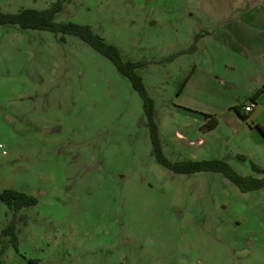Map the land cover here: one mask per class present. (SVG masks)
I'll return each instance as SVG.
<instances>
[{
    "label": "rangeland",
    "instance_id": "obj_1",
    "mask_svg": "<svg viewBox=\"0 0 264 264\" xmlns=\"http://www.w3.org/2000/svg\"><path fill=\"white\" fill-rule=\"evenodd\" d=\"M57 1L0 0V11ZM243 1L71 0L55 21L90 26L124 61L144 63L136 72L169 161L220 159L263 178L252 164L264 169V136L232 124L234 134L225 114L251 101L223 38L242 30ZM208 113L219 125L203 147L180 138L203 136ZM0 146V192L37 199L18 213L0 202L1 264H264V188L160 164L140 95L75 36L0 25ZM13 219L17 242L2 235Z\"/></svg>",
    "mask_w": 264,
    "mask_h": 264
},
{
    "label": "trees",
    "instance_id": "obj_2",
    "mask_svg": "<svg viewBox=\"0 0 264 264\" xmlns=\"http://www.w3.org/2000/svg\"><path fill=\"white\" fill-rule=\"evenodd\" d=\"M71 0H58L50 8L37 11L33 9H25L18 13H4L0 11V25H13L19 26L23 30H39L49 31L52 33H58L63 35H71L79 38L81 41L86 43L88 46L93 48L95 51L107 57L116 67L119 73L124 77L128 78L132 83L135 90L142 99L145 116L147 119L148 127L152 143L156 152L157 160L160 164L165 166L167 169L177 174L191 175L203 172H214L220 173L233 184H235L242 192H252L264 188V177L257 178L253 176H241L239 175L226 161L216 159L210 161H184V162H171L169 161L162 152L158 126L155 119V107L153 100L149 97L147 90L142 82V78L136 72V70L144 65L143 62H130L124 61L120 50L111 44H108L97 35L90 26L79 25L75 23H57L55 21L56 15L63 10L66 3ZM195 48L190 49L194 51ZM176 56L168 58V60H174ZM189 80V76L183 83L181 91L185 87ZM264 93V85L252 95V101L256 103L257 99ZM243 119H248L246 115L240 113L239 107L235 108ZM207 122L204 124L202 129L205 131H211L215 129L219 121L215 116L207 115ZM255 127L264 136V126L256 124ZM252 168L258 174L264 175V169L258 168L255 164H252ZM0 202L6 205L10 210L15 213L20 212L25 208L32 207L37 204V199L29 194L6 189L0 192ZM17 227L16 221L13 219L2 231V235L6 236L9 233L13 234L14 242H17ZM1 264V262H0Z\"/></svg>",
    "mask_w": 264,
    "mask_h": 264
},
{
    "label": "crops",
    "instance_id": "obj_3",
    "mask_svg": "<svg viewBox=\"0 0 264 264\" xmlns=\"http://www.w3.org/2000/svg\"><path fill=\"white\" fill-rule=\"evenodd\" d=\"M247 1L248 0H244L243 2L247 3ZM235 4L237 3L235 2ZM247 4H249L248 9L244 11V15H242L240 17V20L238 21V23L242 25V30H239L237 32L229 31L228 33L224 34L223 38L231 39L229 41V43L233 47L231 51L234 54H237V59H234V61L239 64L238 67L242 71L243 79L246 83V91L244 97L251 98V101L245 102L242 108L239 106L237 107H239L240 113L242 115H246L249 118L246 120L243 119L240 114L235 111L236 107L225 109V114H227L230 118V126L233 127L232 124L239 125L243 131H246L249 134H253V131L251 129H257L255 127L256 124H261L262 126H264V93L257 99L256 103H254L251 112H245L244 107L252 104L250 103L252 102V95L264 85V0H249V3ZM230 26L231 28H234L236 26V22L231 21ZM236 42H238L239 46H235ZM211 62L214 63V60L212 59ZM198 73L199 70L196 67V70L194 69V71L189 75V80L181 91V94L187 91L189 87H192L193 83L197 79ZM221 80L223 83H226L225 77H222ZM228 84L232 85L233 83L231 81H228ZM204 115V124H206L207 122V115L215 116L218 119L216 114L212 115L211 113H208ZM217 127L211 131H204L201 128L200 130L203 136L197 137L194 140H191L183 133H179V136L189 145L196 148H201L207 143L205 135L213 132L217 129ZM234 127L232 128L233 133L239 134L240 129Z\"/></svg>",
    "mask_w": 264,
    "mask_h": 264
},
{
    "label": "built area",
    "instance_id": "obj_4",
    "mask_svg": "<svg viewBox=\"0 0 264 264\" xmlns=\"http://www.w3.org/2000/svg\"><path fill=\"white\" fill-rule=\"evenodd\" d=\"M252 105H248V106H245L244 109H245V112H251L252 111ZM0 148H3L2 146H0ZM5 153V152H4Z\"/></svg>",
    "mask_w": 264,
    "mask_h": 264
}]
</instances>
